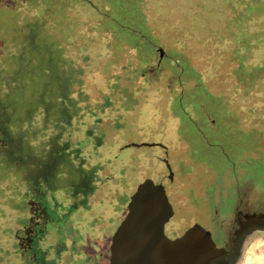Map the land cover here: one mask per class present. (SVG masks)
Masks as SVG:
<instances>
[{"label": "rangeland", "instance_id": "1", "mask_svg": "<svg viewBox=\"0 0 264 264\" xmlns=\"http://www.w3.org/2000/svg\"><path fill=\"white\" fill-rule=\"evenodd\" d=\"M244 1L138 0L141 29L124 21L133 19L124 6L112 11L111 0L11 1L22 17H51L48 26L64 39L68 62L84 68L83 104L102 115L99 121L86 115L75 134L89 161L105 167L89 211L71 213L60 199L7 190L0 264H108L101 246L107 249L131 192L148 174L174 173L171 238L195 222L213 229L214 218L264 203V13L244 14ZM2 11L0 32L7 33L12 17ZM62 77L60 70L48 76ZM112 92L114 103L105 108ZM19 152V167L31 176L65 169L54 154ZM237 264H264L263 236L247 240Z\"/></svg>", "mask_w": 264, "mask_h": 264}, {"label": "trees", "instance_id": "2", "mask_svg": "<svg viewBox=\"0 0 264 264\" xmlns=\"http://www.w3.org/2000/svg\"><path fill=\"white\" fill-rule=\"evenodd\" d=\"M0 1L2 15L12 17L8 26L14 30L0 32V206L7 197L6 191L11 190V195L18 192L29 199L43 195L49 199H60L63 206L70 204L71 213H76L80 208L89 211L91 196L102 180L100 172L105 165L89 161L85 148L75 134L78 127L75 125L80 122L84 124L86 115L98 121L102 115H97L88 103L83 104L87 100L82 88L84 68L75 59L68 62L65 41L62 36L51 33L48 26L51 17L48 19L46 13L33 18L22 17L12 0ZM28 1L35 3L37 0ZM123 1L125 3L111 0L112 11L118 9L117 6H124L133 17L124 21L133 29H141V24L138 26L139 23H136L138 0ZM243 4L244 14L253 11L264 13V0H245ZM19 27L25 30L16 32L15 29ZM174 60L178 68L179 60ZM56 69L63 77L51 81L48 76ZM115 87L117 90V83L113 89ZM131 91L124 89L122 93L127 95ZM113 95V92L107 94L105 108L114 103ZM182 107L184 117L192 120V114L186 110L185 104ZM89 132L94 134L90 129ZM91 145L94 146L90 147L93 150L98 148L95 142ZM20 150H24L25 156L54 154L56 160L60 161L59 166L63 165L65 169H57L50 177V172L46 170L44 174L38 172L31 176L27 169L23 171L19 167L22 162ZM30 167L35 166L31 163ZM67 175H71L69 181ZM11 195L8 199H11ZM101 247L100 254L104 255V251H107L109 256L108 247L106 250L104 245ZM86 258H89L87 253Z\"/></svg>", "mask_w": 264, "mask_h": 264}, {"label": "water", "instance_id": "3", "mask_svg": "<svg viewBox=\"0 0 264 264\" xmlns=\"http://www.w3.org/2000/svg\"><path fill=\"white\" fill-rule=\"evenodd\" d=\"M159 55H164L162 48ZM168 178L148 174L131 192L125 217L109 241L108 264H230L229 252L201 222L179 236L166 234V225L176 215L168 195L172 170Z\"/></svg>", "mask_w": 264, "mask_h": 264}, {"label": "flooded vegetation", "instance_id": "4", "mask_svg": "<svg viewBox=\"0 0 264 264\" xmlns=\"http://www.w3.org/2000/svg\"><path fill=\"white\" fill-rule=\"evenodd\" d=\"M232 216L214 218L213 229H207L218 245L229 252L230 264H237L247 240L255 235L264 237V203H258L254 208L239 209Z\"/></svg>", "mask_w": 264, "mask_h": 264}]
</instances>
